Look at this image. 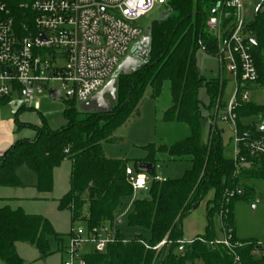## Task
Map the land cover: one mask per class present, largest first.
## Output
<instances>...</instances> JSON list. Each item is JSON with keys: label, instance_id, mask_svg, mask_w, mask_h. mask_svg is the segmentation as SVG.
I'll list each match as a JSON object with an SVG mask.
<instances>
[{"label": "trees", "instance_id": "1", "mask_svg": "<svg viewBox=\"0 0 264 264\" xmlns=\"http://www.w3.org/2000/svg\"><path fill=\"white\" fill-rule=\"evenodd\" d=\"M20 29L23 25L33 27L34 15L22 7L33 0H3ZM228 0H167L164 15L147 30L151 40L148 62L136 73L120 75L116 84V101L106 111L84 112L74 100L66 102L65 126L53 130L46 119L41 124L22 122L18 118L24 106L15 114L16 132L30 129L32 139L18 140L0 154V188H23L17 171L27 166L36 176V190L51 194L54 190V172L66 160L72 164L70 189L60 198L57 209L68 211L71 227L78 223L97 226L102 223L114 225L119 211L134 191L126 177V165L106 158L102 143L111 141L113 134L134 114L148 90L151 97L158 98L167 82L171 105L163 113L166 123H181L188 127V136L171 146H149L148 158L136 162L134 169L148 162L154 171L144 198L134 201L128 214L129 227L149 231L146 239L136 236L125 239L118 231L119 241L104 253H90L85 264H186L202 261L204 264H233L230 252L223 247L211 248L208 243L217 238L212 217L219 214L221 223L234 232L233 204L250 192L243 182L264 177L261 170L237 168L232 158L225 156L222 135L210 124L209 137L202 142L203 123L212 119L213 108L225 86L223 77L206 81L197 65L196 54L204 50L211 56L222 55V38L226 39L234 27V10L227 6ZM219 21V31L208 26L210 18ZM244 33L251 44L253 56L264 95V11H258L253 22L245 24ZM221 39V40H220ZM202 88L206 89L210 103L205 106L199 99ZM10 98H0V106L8 105ZM264 112L262 105L249 104L240 108L239 118ZM185 160L191 168L176 180H155V170L161 160ZM212 193L208 202L205 231L192 243L180 245L184 240L183 221L196 211ZM57 238L52 223L40 215H28L21 208L0 207V260L3 264H25L17 252V244H29L39 254L38 260L53 255L49 238ZM167 241L160 250L152 248ZM146 243L151 249H147ZM240 250L248 264H264V256L255 261L252 255L255 241ZM64 248V247H63ZM62 249V248H61ZM182 249V250H181Z\"/></svg>", "mask_w": 264, "mask_h": 264}, {"label": "built area", "instance_id": "2", "mask_svg": "<svg viewBox=\"0 0 264 264\" xmlns=\"http://www.w3.org/2000/svg\"><path fill=\"white\" fill-rule=\"evenodd\" d=\"M167 0H33L22 7L34 15L33 27L16 25L15 17L7 4L0 0V98L10 102L25 98L28 105L38 111L40 105L34 95L51 90L50 83L58 80L69 100L79 105L87 102L108 83L122 62L132 54L133 47L144 36L137 22L148 16L157 5ZM227 6L235 13V24L222 46L221 60L227 55L226 67L235 77V90L229 99L223 98L225 86L208 120L221 135L220 121L232 130L233 160L237 168L261 170L264 175V112L239 118L237 111L249 104L252 92L262 90L259 75L251 54V42L244 33L243 0H228ZM209 28H219L218 18L212 17ZM256 105V104H255ZM126 177L134 192L148 191L152 178L146 171L136 172L126 168ZM146 178L145 186L138 184L140 176ZM157 181H164L155 177ZM102 223L88 226L78 223L71 227L69 244L64 253L69 260L63 264H85L90 253H104L119 241L117 226ZM222 224V223H221ZM192 241H179L180 245ZM167 241L153 250H160ZM147 249H151L143 242ZM211 248L223 247L231 253L233 264H248L240 250L250 243L233 237L232 231L222 225V236L208 243ZM84 248H89L83 252ZM252 255L259 261L264 256V243L253 245Z\"/></svg>", "mask_w": 264, "mask_h": 264}, {"label": "rangeland", "instance_id": "3", "mask_svg": "<svg viewBox=\"0 0 264 264\" xmlns=\"http://www.w3.org/2000/svg\"><path fill=\"white\" fill-rule=\"evenodd\" d=\"M258 3L257 0H249L248 2L249 7L253 8ZM163 11V7L157 5L148 16L143 17L137 22V24L144 29V34H146L148 28L161 17ZM217 30V33L222 36L223 33H220L219 29ZM221 38L224 43V37ZM223 59L225 63L222 62L220 56H211L202 49L196 54L197 65L206 81L223 76L227 83L223 98L227 100L234 93L235 77L225 68L223 71V67L228 65L226 54L223 55ZM49 86L50 88L60 89L61 82L55 80L52 81ZM199 99L205 106L209 105L210 100L205 88H202L200 91ZM33 101L39 103L40 109L36 111L28 104L24 105L23 110L18 113L20 121L40 125L41 117L43 116L49 127L53 130L65 126L66 120L64 111L66 109V102H70L69 99L66 98L65 92H62L61 99L58 101L51 100L47 93L34 95ZM250 101L256 105H262L264 103L263 91L259 89L252 92ZM8 105L0 106V149H4L10 139L15 143L18 140L32 139L34 137V132L30 129L23 130L19 133L16 132L14 124L16 115L11 112ZM170 105V90L167 82L164 84L162 93L158 98H152L151 90H148L137 108V114L132 115L126 123L113 134L111 141L102 143L106 158L121 161L126 167L134 170L136 168V162H142L148 158L149 153L147 148L149 146H155V148L161 145L171 146L185 139L189 134L186 125L181 123H166L162 120L163 112ZM217 126L219 129L226 130V133L222 135L225 156L233 159L234 150L230 140L232 130H230L228 125L220 121L217 123ZM209 129V123H203L201 135L202 142L208 140ZM157 165L155 176L168 180L182 178L185 172L191 168V164L185 160L173 161L164 159L158 162ZM21 172L25 182L36 183V175L27 166H23ZM69 172L70 164L68 161H65L55 174V189L54 193L49 196V202L34 206V209L29 208V211L39 212L52 222L57 234V238H49L53 255L47 259L38 260L39 254L34 247L29 244L18 243V254L24 259L25 264H63L65 261L69 260L68 255L64 253L63 247L69 244L67 232L70 231L72 225L70 213L59 212L56 202H54L62 197L69 188ZM243 185L250 193L242 199L234 201L235 235L239 241L264 243V177L246 180L243 182ZM146 196L147 193L145 192H134V196L124 202L122 209L118 213L121 222L117 226V229L125 239H132L136 236H142L146 239L150 237L148 230L138 227H129L128 225V214L132 210L134 201L137 198H144ZM212 196L213 194L209 193L199 208L183 221L185 239H192L204 233L207 225L208 202L212 199ZM212 222L217 237H221L222 224L221 217L218 213L212 217ZM75 225L77 226L78 224ZM88 250L89 248H84L83 252H87ZM0 264H3L1 260ZM186 264L192 263L187 262ZM193 264L204 263L202 261H196Z\"/></svg>", "mask_w": 264, "mask_h": 264}, {"label": "water", "instance_id": "4", "mask_svg": "<svg viewBox=\"0 0 264 264\" xmlns=\"http://www.w3.org/2000/svg\"><path fill=\"white\" fill-rule=\"evenodd\" d=\"M264 0L258 10L263 6ZM165 13L163 12L162 15ZM250 42L257 45V38H251ZM151 48V40L148 36H143L139 42L133 47L132 55L128 56L118 69L114 72L106 86L97 94L92 96L87 102L79 104V108L84 112H92L94 110L106 111L111 102L116 101V84L120 75H131L136 73L149 60L148 54ZM49 97L53 101L61 99L59 90H51ZM29 103L28 99L21 98L9 103V109L13 114H16L22 106ZM141 171L152 173L154 165L148 162H143L139 165Z\"/></svg>", "mask_w": 264, "mask_h": 264}, {"label": "crops", "instance_id": "5", "mask_svg": "<svg viewBox=\"0 0 264 264\" xmlns=\"http://www.w3.org/2000/svg\"><path fill=\"white\" fill-rule=\"evenodd\" d=\"M262 1L263 0H257V2H259V3L257 5H255L254 8H253V7H249V4H248L249 0H243V2H244V18H245L246 24H249V23L254 21L255 15L258 12L257 10H258L259 6L261 5ZM259 11H264V3H263V6L259 9ZM221 77H223V76H221ZM13 144H14L13 140L10 139L8 141L7 145L4 147V149H0V154L4 153L6 150H8ZM66 161H68V160H66ZM68 162L70 164V172H69V176H70L71 175L72 164H71L70 161H68ZM21 168L18 169L17 174H18V177L21 180V182H22L24 187L23 188H5V187L0 188V207L10 206L12 209L21 208L28 215H40V216H43V217L47 218L46 216H44L43 214H41L39 212L29 211V208H33L34 206H37V205H40V204L48 203L49 200H50L49 196L54 193V190L49 195L48 194L39 193L36 190L37 181H36V183L25 182L24 179H23V174L21 172ZM58 169H56L55 172H54V182H55V174H56ZM36 179H37V176H36ZM54 189H55V184H54ZM69 189H70V178H69V188L62 195V197L69 191ZM27 193L30 194V195H28ZM62 197H60V198H62ZM58 200L54 201V202H56V206L58 205V203H57ZM64 212H68V211H64ZM47 219L49 220V218H47ZM70 219H71V215H70ZM67 233H69V231ZM200 235H198V236H200ZM198 236H196V237H198ZM196 237H194L192 239H185L184 238V241H192ZM17 252H18V250H17Z\"/></svg>", "mask_w": 264, "mask_h": 264}, {"label": "clouds", "instance_id": "6", "mask_svg": "<svg viewBox=\"0 0 264 264\" xmlns=\"http://www.w3.org/2000/svg\"><path fill=\"white\" fill-rule=\"evenodd\" d=\"M145 181H146V178L141 175L140 178H139V181H138V184L140 187H144L145 186Z\"/></svg>", "mask_w": 264, "mask_h": 264}, {"label": "flooded vegetation", "instance_id": "7", "mask_svg": "<svg viewBox=\"0 0 264 264\" xmlns=\"http://www.w3.org/2000/svg\"><path fill=\"white\" fill-rule=\"evenodd\" d=\"M144 36H146V34H144ZM132 55V54H131Z\"/></svg>", "mask_w": 264, "mask_h": 264}]
</instances>
